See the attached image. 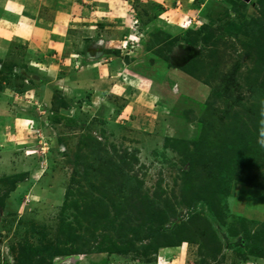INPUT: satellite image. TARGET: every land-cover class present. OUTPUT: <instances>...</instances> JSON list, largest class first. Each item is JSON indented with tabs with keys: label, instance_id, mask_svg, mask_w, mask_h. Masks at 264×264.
Instances as JSON below:
<instances>
[{
	"label": "rangeland",
	"instance_id": "1",
	"mask_svg": "<svg viewBox=\"0 0 264 264\" xmlns=\"http://www.w3.org/2000/svg\"><path fill=\"white\" fill-rule=\"evenodd\" d=\"M174 1L82 0L103 41L1 48L0 264H264V0Z\"/></svg>",
	"mask_w": 264,
	"mask_h": 264
},
{
	"label": "crops",
	"instance_id": "2",
	"mask_svg": "<svg viewBox=\"0 0 264 264\" xmlns=\"http://www.w3.org/2000/svg\"><path fill=\"white\" fill-rule=\"evenodd\" d=\"M81 1L82 0H6L3 4L1 3L0 55L3 53V47L11 45L12 39L22 41L23 43L27 41L30 45L32 44L33 47L36 46L41 51L52 48L60 52L65 47L66 40L71 41V39H78L79 36L82 35V27H85L83 28L86 32L85 37L88 36L94 41L95 37L98 35L97 38L100 41L101 36H105V18L103 16L98 17L97 14H94L92 17L95 18L90 19L95 21L94 26H88L87 23H85L86 25L79 24L80 17L83 16V18H86L89 15V13L86 14L87 10L85 12L81 10ZM173 1L174 0H172V2ZM176 2L178 3V0ZM186 3L188 4V2ZM103 5H105L104 2ZM41 10H44L43 12H46V14L41 12L42 16H40L39 12ZM92 22L90 23L91 25L93 24ZM87 41V43H90L92 40ZM69 43H67V45ZM62 45L63 47H61ZM84 46L86 55L85 57L84 55L82 56L85 61H88L92 59L89 53L90 46L89 44H85ZM91 69L93 70L95 67ZM168 251L169 250L165 249L162 254L160 252L159 255H157L158 257H156L161 258L163 256L162 258L165 257L166 260H170L173 251L171 249L170 255L167 256ZM260 264H262V262H260Z\"/></svg>",
	"mask_w": 264,
	"mask_h": 264
},
{
	"label": "trees",
	"instance_id": "3",
	"mask_svg": "<svg viewBox=\"0 0 264 264\" xmlns=\"http://www.w3.org/2000/svg\"><path fill=\"white\" fill-rule=\"evenodd\" d=\"M204 27V26H203ZM206 28L207 29H209L210 30V28H209V26H206ZM202 31V30H201ZM202 35H203V40L204 41H208L209 42V40H208V38H210V41L212 42V43H217V40H214V36H211L210 35V33H206V32H204V33H202ZM261 36H262V38H259L258 37V43H257V46H256V48H257V52H258V54H257V56L259 57V59H261V60H263L262 62H263V64H264V29H263V31L261 32ZM174 63V65L175 64H177L176 62H173ZM257 71H258V73H260L261 71H263L264 72V70H262V69H258L257 68ZM252 91H254V92H258L259 94H260V100L261 101H264V82H258V81H256L254 84H251L250 86H248ZM225 92H227V93H229V94H231L230 92H229V90L227 91V89H225ZM228 107H231V103H229V104H227V108ZM255 109V108H254ZM259 111H261V108H256L255 109V111L254 112H256V114H259ZM263 117V116H262ZM258 119H259V117H258ZM200 120L202 121V122H205V119H204V117H202L201 116V118H200ZM209 122H211V120L209 121ZM208 122V123H209ZM211 124V123H210ZM209 124V130H212L213 129V125L211 126ZM264 125V124H263ZM252 137H253V135H250V139L251 140H253L252 139ZM254 138V137H253ZM248 143V147L250 148H253L254 146H253V144H254V142H247ZM218 155V154H217ZM199 158V159H198ZM198 158H196L197 160L195 161H193V160H191V162H189L190 163V165H189V170L188 171H185V169H184V171L187 173V174H192L193 175V177L195 178H197V176L202 172L203 173V177H202V181H204V179L206 180V179H209V177H211V174H213V173H211L210 171H209V161L206 159L205 160V157L203 156V157H198ZM200 158H201V160H200ZM218 161V160H217ZM216 161V163H217V165H216V169L218 170V168H220V166H222L221 165V160L220 161H218L217 162ZM201 164V166H202V168H200V165ZM222 164H223V162H222ZM200 170V171H199ZM193 178V179H194ZM202 181H200V182H202ZM181 185H182V183H181ZM200 185H202V184H200ZM219 186H220V184H219ZM208 203V202H207ZM211 207V206H210ZM212 208V207H211ZM213 209V214L219 219V223L222 225V226H224L225 227V225H226V223H225V221H223V217L220 215V214H218V212L214 209V208H212ZM193 223V227L196 229V232L200 235V237H201V239H202V243L203 244H205V246L206 247H208V249L210 250V252L212 253V254H214L215 252H216V250H217V248H216V245L217 244H220V241H219V239H218V237L216 236V234H215V232H214V230H212V228H211V226L209 225V222H207L208 223V225L207 224H196L195 222H192ZM228 230V233L230 234V235H237V234H241L242 236H243V240L246 242V244L248 245V243H250L249 242V240H250V238L252 237V235H250V234H246L245 232H243L242 230H240V231H238V230H234V229H231V228H228L227 229ZM193 233L195 234V231L193 230ZM256 234H258V233H256ZM256 234H254V237L256 238H259L260 236H257ZM179 238V237H178ZM263 238V237H262ZM179 240L181 241L182 239L181 238H179ZM179 241V242H180ZM183 241V240H182ZM216 244V245H215ZM167 245V244H166ZM165 245V246H166ZM174 245H177V244H175L174 243ZM220 246V245H219ZM218 247V246H217ZM146 248H147V250H149V252H147L146 253V255H148L150 258H152V255L154 254V255H156V254H158V247H154V246H146ZM126 250H127V248H125ZM124 253H125V251H124ZM252 254V255H255V257H257V258H259V257H263L264 258V248L263 247H261V246H258V245H256V246H250L249 245V249H248V252H247V254L246 255H249V254ZM145 256V255H144Z\"/></svg>",
	"mask_w": 264,
	"mask_h": 264
},
{
	"label": "water",
	"instance_id": "4",
	"mask_svg": "<svg viewBox=\"0 0 264 264\" xmlns=\"http://www.w3.org/2000/svg\"><path fill=\"white\" fill-rule=\"evenodd\" d=\"M224 242H225V240H224Z\"/></svg>",
	"mask_w": 264,
	"mask_h": 264
}]
</instances>
